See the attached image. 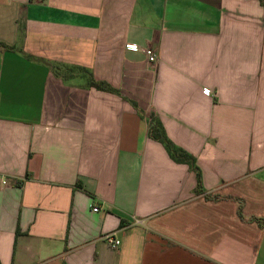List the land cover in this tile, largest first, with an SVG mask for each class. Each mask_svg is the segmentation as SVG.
Returning a JSON list of instances; mask_svg holds the SVG:
<instances>
[{
  "label": "crops",
  "instance_id": "crops-1",
  "mask_svg": "<svg viewBox=\"0 0 264 264\" xmlns=\"http://www.w3.org/2000/svg\"><path fill=\"white\" fill-rule=\"evenodd\" d=\"M152 118L195 158L204 195L151 138ZM253 217L264 219L258 0H0V264H264Z\"/></svg>",
  "mask_w": 264,
  "mask_h": 264
},
{
  "label": "trees",
  "instance_id": "trees-1",
  "mask_svg": "<svg viewBox=\"0 0 264 264\" xmlns=\"http://www.w3.org/2000/svg\"><path fill=\"white\" fill-rule=\"evenodd\" d=\"M258 1L264 7V0H258ZM77 69L81 72L82 75H84L87 78L88 87H93V88L95 87L96 89H98L100 91H104V92H108V93H117V94L119 93L116 89H114L109 84H107L105 82L96 81L94 79L93 75L87 69H84V68H77ZM71 71H73V70H71ZM70 76H72V74L68 73L64 77L68 78ZM150 136L152 139L160 142L165 147L168 154L170 155V157L175 162L186 164V165L188 164V166L196 173V175H198L197 176L198 185L195 189V193H196L195 195H197V196L204 195L205 192L203 190V185H202V176L203 175L201 174L200 169L196 165L195 158L192 155H190L189 153H187L186 151H184L183 149L177 147L168 138V136L166 135L163 124L157 118L151 119ZM205 198L208 200L217 199V197L208 196V195H205ZM242 211H243L242 207L240 206L239 211H238V215H239L240 219L244 220V216H243ZM250 221L256 222L262 228L264 227V219L253 217L250 219Z\"/></svg>",
  "mask_w": 264,
  "mask_h": 264
},
{
  "label": "built area",
  "instance_id": "built-area-1",
  "mask_svg": "<svg viewBox=\"0 0 264 264\" xmlns=\"http://www.w3.org/2000/svg\"><path fill=\"white\" fill-rule=\"evenodd\" d=\"M127 49L130 51H141L145 54L147 61L150 65L156 64L158 62V54L152 47H146L144 49L140 48L134 44H128ZM206 94H210L208 90L205 91ZM94 212H98V208L93 209ZM105 241L112 249H117L121 245V241L115 237V235H107Z\"/></svg>",
  "mask_w": 264,
  "mask_h": 264
}]
</instances>
